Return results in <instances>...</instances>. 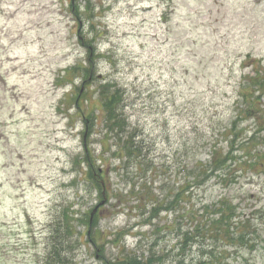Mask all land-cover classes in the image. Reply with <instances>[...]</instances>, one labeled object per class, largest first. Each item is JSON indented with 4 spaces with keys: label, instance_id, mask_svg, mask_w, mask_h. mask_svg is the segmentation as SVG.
Here are the masks:
<instances>
[{
    "label": "rangeland",
    "instance_id": "1",
    "mask_svg": "<svg viewBox=\"0 0 264 264\" xmlns=\"http://www.w3.org/2000/svg\"><path fill=\"white\" fill-rule=\"evenodd\" d=\"M253 68L264 71V0H0V264H45L65 210L97 219L74 227L89 239L74 234L63 247L73 264L153 251L173 264L180 236L208 227L221 199L253 214L264 238L259 169L228 186L192 182L196 164L262 125L246 114L231 125ZM131 137L139 149L126 157ZM173 200L145 222L152 204ZM191 236L187 264L201 250L264 264L262 246Z\"/></svg>",
    "mask_w": 264,
    "mask_h": 264
},
{
    "label": "trees",
    "instance_id": "2",
    "mask_svg": "<svg viewBox=\"0 0 264 264\" xmlns=\"http://www.w3.org/2000/svg\"><path fill=\"white\" fill-rule=\"evenodd\" d=\"M253 71L255 72L254 78H247L250 88H248L244 95L245 98L248 97V99L245 100L246 105H240L241 109L238 110V114H236V118L231 124L233 126L232 131L241 117L245 114L256 117V119H262V125L259 126V130L252 132L248 137L246 136L245 139L237 140V137L229 139L231 142L228 140V150H226L225 153L222 150L216 149L212 151L209 158L210 161L206 165L196 164L195 169L197 172L192 180L194 185L200 186L204 184L206 180L212 178L218 179L224 186H228L236 184L241 174L247 173L248 171L253 173L258 169L264 175V152L260 151L259 148L264 145V136L260 135V130L264 131V109L263 103H261L262 99H264V71L258 70V68H253ZM105 99L106 101L103 102V109L107 111V121H115L118 117L115 113V99H113V97H106ZM116 131L117 134L124 132L123 128L116 129ZM127 142L128 144L124 147L123 153L126 157L134 156L138 151V147L134 146L132 137ZM132 153L133 155H130ZM90 168L93 169L92 165ZM187 188H189V186H187ZM185 194L186 193L181 191L177 193L174 199H177V203L182 202L186 197ZM174 203V200L169 203L156 201L152 204V208L145 222L151 224L152 220L157 218L161 212H165L167 215L173 210L175 206ZM210 209L211 214L215 217L208 222V227L205 228L204 225L198 222L193 232L186 231L180 236L181 238L176 243V248L178 250L177 253H175L173 264H187L185 258L187 251L186 246L189 241L195 238L191 236V234L196 233V231L197 234L203 235L204 230H207L214 238H220L227 242V246H242L247 248L250 252L257 250L260 246L264 249V238L259 236L257 226L251 223L253 214L246 216L238 207L233 205V202L226 201L225 199H221L218 204L211 206ZM87 215L88 214H85V216ZM75 218L76 217L72 213L66 210L63 212V222L61 226V229L64 231L63 237L62 234L58 235V231L55 229V233L51 236L50 244L48 245L49 255L45 264H73V259L65 253V248L63 247L66 243H70L69 241L74 234L80 236V241L84 239L83 237H88L89 239L88 231L83 235V233H76L74 227L76 225L89 227L97 221L96 214L92 217V223H90L89 217L87 221L83 219V216L77 220H74ZM166 228H169V226ZM66 238H68V240L65 241ZM168 254V252L157 254L153 251L151 254L144 257L142 255L137 256L133 253L132 257L127 256L125 261L127 264H163ZM227 256L228 252L226 250L218 251L217 253H214L212 250L206 252L201 250L200 257H197L195 264H228L225 262Z\"/></svg>",
    "mask_w": 264,
    "mask_h": 264
}]
</instances>
